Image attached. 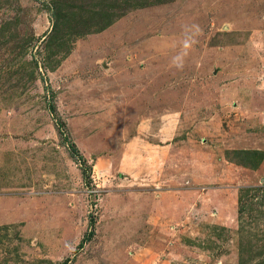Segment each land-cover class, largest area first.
Returning <instances> with one entry per match:
<instances>
[{
	"label": "rangeland",
	"instance_id": "1",
	"mask_svg": "<svg viewBox=\"0 0 264 264\" xmlns=\"http://www.w3.org/2000/svg\"><path fill=\"white\" fill-rule=\"evenodd\" d=\"M0 264H264V0H0Z\"/></svg>",
	"mask_w": 264,
	"mask_h": 264
},
{
	"label": "clouds",
	"instance_id": "2",
	"mask_svg": "<svg viewBox=\"0 0 264 264\" xmlns=\"http://www.w3.org/2000/svg\"><path fill=\"white\" fill-rule=\"evenodd\" d=\"M193 43H194V36L190 33H186L182 43L183 53L173 57L172 59V65L174 67H176L177 69L183 68L184 57L188 54V51L191 49Z\"/></svg>",
	"mask_w": 264,
	"mask_h": 264
}]
</instances>
